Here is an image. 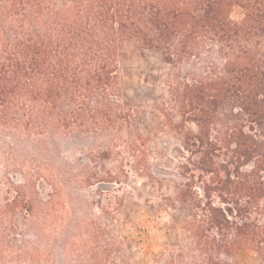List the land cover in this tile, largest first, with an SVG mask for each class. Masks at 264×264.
<instances>
[{
	"label": "trees",
	"instance_id": "16d2710c",
	"mask_svg": "<svg viewBox=\"0 0 264 264\" xmlns=\"http://www.w3.org/2000/svg\"><path fill=\"white\" fill-rule=\"evenodd\" d=\"M147 52L170 66L154 110L180 139L157 206L186 211L151 264H234L241 250L264 264V0H0L9 158L22 157L31 185L57 189L46 138L111 144L124 129L128 168L162 185L120 104L121 63Z\"/></svg>",
	"mask_w": 264,
	"mask_h": 264
},
{
	"label": "rangeland",
	"instance_id": "374dc122",
	"mask_svg": "<svg viewBox=\"0 0 264 264\" xmlns=\"http://www.w3.org/2000/svg\"><path fill=\"white\" fill-rule=\"evenodd\" d=\"M231 16L240 15L234 10ZM169 69L154 52L132 57L119 69L120 104L133 109L132 128L140 133L149 168L161 175L162 185L153 186L128 168L124 129L111 144L105 137L57 143L46 138L53 154L50 173L61 183L57 189L31 185V170L21 166L19 155L12 162L11 141L0 136V264H151L160 244L174 238L185 208L163 211L157 203L176 181L172 173L180 139L154 110ZM106 145L112 153L99 152ZM27 154L34 157V149L27 147ZM87 175L93 178L84 183ZM256 262L246 250L234 257V264Z\"/></svg>",
	"mask_w": 264,
	"mask_h": 264
}]
</instances>
